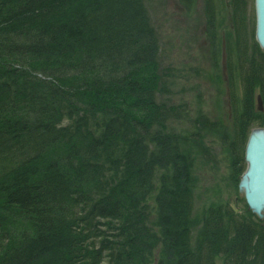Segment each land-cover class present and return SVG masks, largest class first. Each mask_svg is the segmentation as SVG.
<instances>
[{
  "label": "trees",
  "instance_id": "1",
  "mask_svg": "<svg viewBox=\"0 0 264 264\" xmlns=\"http://www.w3.org/2000/svg\"><path fill=\"white\" fill-rule=\"evenodd\" d=\"M250 1L229 2L234 178L264 129ZM159 51L144 0H0V264H264V221L246 204L194 217L188 138L158 99Z\"/></svg>",
  "mask_w": 264,
  "mask_h": 264
},
{
  "label": "rangeland",
  "instance_id": "2",
  "mask_svg": "<svg viewBox=\"0 0 264 264\" xmlns=\"http://www.w3.org/2000/svg\"><path fill=\"white\" fill-rule=\"evenodd\" d=\"M144 2L159 37L163 91L158 99L177 109L171 126L188 138L185 147L193 160L194 217L219 205L241 212L247 205L239 189L242 175L233 176L230 150L238 108L230 91L232 86L238 91L239 76L230 0H194L191 6L183 0ZM208 13L215 25L222 23L217 32L209 28ZM248 15L255 16L254 0ZM228 46L233 50L231 57ZM200 114L209 128L197 125ZM244 153L239 154L244 158Z\"/></svg>",
  "mask_w": 264,
  "mask_h": 264
},
{
  "label": "water",
  "instance_id": "3",
  "mask_svg": "<svg viewBox=\"0 0 264 264\" xmlns=\"http://www.w3.org/2000/svg\"><path fill=\"white\" fill-rule=\"evenodd\" d=\"M255 39L264 51V0H255ZM258 111H263L260 95ZM246 170L241 176L239 189L244 194L248 209L260 220L264 219V129L251 131L245 149Z\"/></svg>",
  "mask_w": 264,
  "mask_h": 264
}]
</instances>
